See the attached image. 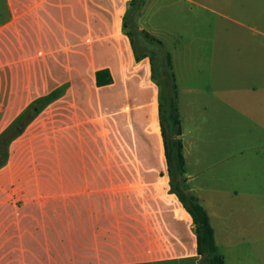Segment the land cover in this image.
Listing matches in <instances>:
<instances>
[{
  "label": "crops",
  "instance_id": "1",
  "mask_svg": "<svg viewBox=\"0 0 264 264\" xmlns=\"http://www.w3.org/2000/svg\"><path fill=\"white\" fill-rule=\"evenodd\" d=\"M130 2L0 0V136L56 94L0 157V264H200L192 218L170 191L151 58L124 27ZM231 21L252 31L250 72L264 77V0ZM249 208L220 235L239 238L225 250L204 208L223 264H264V208Z\"/></svg>",
  "mask_w": 264,
  "mask_h": 264
},
{
  "label": "rangeland",
  "instance_id": "2",
  "mask_svg": "<svg viewBox=\"0 0 264 264\" xmlns=\"http://www.w3.org/2000/svg\"><path fill=\"white\" fill-rule=\"evenodd\" d=\"M135 1L125 29L136 51L150 56L163 99L174 98L191 194L211 214L219 245L239 241L220 235L231 236L234 217H247L252 201L264 208V189H252L264 187V77L250 72L243 41L252 31L231 21L248 18L249 0H193L225 17L186 0ZM212 47L220 61L208 60ZM239 226L247 230L248 222Z\"/></svg>",
  "mask_w": 264,
  "mask_h": 264
},
{
  "label": "trees",
  "instance_id": "3",
  "mask_svg": "<svg viewBox=\"0 0 264 264\" xmlns=\"http://www.w3.org/2000/svg\"><path fill=\"white\" fill-rule=\"evenodd\" d=\"M141 1V0H139ZM136 2L131 0L130 5ZM126 27V19L124 21ZM132 45L133 41H132ZM102 78V80H101ZM160 90L159 115L161 122L162 137L165 147V157L168 167V174L170 179V191L174 193L179 201L182 203L188 214L192 218L194 225V233L196 236V252L199 256L200 264H223L222 256L217 250L213 238V231L209 223V218L204 208L197 202L196 198L185 192L184 180L176 181V177H182L184 174V159L182 155V143L178 138L180 136V122L177 115L174 98L167 97L163 99L160 82L154 76ZM97 83L108 82L109 76L106 72H98L96 74ZM175 90V86L171 85V91ZM56 94L36 101L26 112H24L1 136H0V157L3 158L6 153V147L9 141L17 136L26 125L28 121L34 116L36 111L53 99ZM165 102V105L164 103ZM167 104V116L165 117L164 107ZM167 122V124L165 123ZM169 133L175 137L172 139L168 136Z\"/></svg>",
  "mask_w": 264,
  "mask_h": 264
},
{
  "label": "flooded vegetation",
  "instance_id": "4",
  "mask_svg": "<svg viewBox=\"0 0 264 264\" xmlns=\"http://www.w3.org/2000/svg\"><path fill=\"white\" fill-rule=\"evenodd\" d=\"M171 138H172V139H175V137H174V136H173V137H171ZM181 179H183V177L177 176L175 180L180 182V180H181ZM184 185H185V182H184ZM184 191H185V192H187V191H186V188H185V190H184Z\"/></svg>",
  "mask_w": 264,
  "mask_h": 264
}]
</instances>
